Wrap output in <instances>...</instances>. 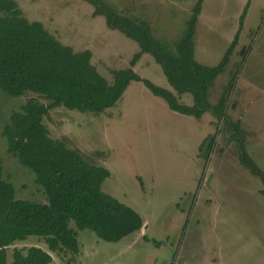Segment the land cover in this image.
I'll use <instances>...</instances> for the list:
<instances>
[{"label": "rangeland", "instance_id": "rangeland-1", "mask_svg": "<svg viewBox=\"0 0 264 264\" xmlns=\"http://www.w3.org/2000/svg\"><path fill=\"white\" fill-rule=\"evenodd\" d=\"M195 1L97 0L111 11L147 20L153 35L171 44ZM16 2L25 17L40 20L62 43L75 51L89 49L91 62L108 81L113 68L129 66L140 50L89 0ZM245 5L238 49L209 86L208 100L216 102L233 77L226 114L239 121L245 154L264 175V0H203L194 53L201 62L217 64ZM132 67L179 101L193 103L190 91L176 93L150 51H143ZM32 94L0 92V129L9 111ZM43 121L51 136L109 169L101 189L133 207L143 225L117 241L78 229L76 254L53 251L42 236L31 234L6 247L8 262L14 248L37 245L51 254V264H264V177L241 162L237 140L210 110L199 119L173 110L142 80H131L100 113L55 106ZM4 140L0 133L4 176L15 195L45 200L34 171L6 152Z\"/></svg>", "mask_w": 264, "mask_h": 264}, {"label": "trees", "instance_id": "trees-1", "mask_svg": "<svg viewBox=\"0 0 264 264\" xmlns=\"http://www.w3.org/2000/svg\"><path fill=\"white\" fill-rule=\"evenodd\" d=\"M89 1L95 4V12L105 14L108 25L135 39L140 47L129 66L111 70L112 81L91 62L89 49L73 50L40 20L25 17L16 0H0V92L9 96L33 93L9 111L0 133L6 141V152L34 171L35 181L45 194L43 201L17 197L13 183L4 176L0 158V264H51V254L37 245L26 251L14 248L11 261H7L6 247L31 234L42 236L53 251L76 254L78 229L89 228L106 241H117L142 227L143 218L133 207L101 189L109 169L87 161L77 148L51 136L43 121L55 106L100 113L116 102L131 80H142L173 110L195 117L210 110L228 125L230 135L237 140L241 162L264 177L245 154L239 121L230 120L226 114L233 77L216 102L208 100V88L224 71L238 30L218 63L207 65L193 55V33L202 0L194 2L173 44L155 37L147 20L111 11L97 0ZM245 8L239 16V27ZM143 51L154 55L177 94L192 93V104L179 101L173 91L133 69ZM214 140L212 134L207 141L209 149Z\"/></svg>", "mask_w": 264, "mask_h": 264}, {"label": "crops", "instance_id": "crops-1", "mask_svg": "<svg viewBox=\"0 0 264 264\" xmlns=\"http://www.w3.org/2000/svg\"><path fill=\"white\" fill-rule=\"evenodd\" d=\"M202 2H203V0H202ZM202 2H201L200 11L202 10ZM200 11H199V13H198L196 23H197V21L199 20V17H200ZM243 17H244V16H243ZM196 23H195V26H196ZM242 23H243V20H242ZM242 23L240 24V27L238 26V28L236 29V31L238 30V38H237V43L235 44V46H234L232 52H234V51H236V50L238 49L237 44H238V41H239V32H240V29H241ZM236 31H235V32H236ZM195 32H196V30L194 29V33H193V55H194V57H195V53H194V51H195V45H196V44H195V43H196V40H195V38H194V36L196 35ZM234 34H235V33H234ZM233 36H234V35H233ZM233 36H232L231 40L233 39ZM231 40H229V44H230ZM229 44H228V46H229ZM228 46H227V47H228ZM227 47H226V49H227ZM226 49H225V50H226ZM224 52H225V51H224ZM223 54H224V53H223ZM230 55H231V54H230ZM222 56H223V55H222ZM195 59H196V57H195ZM196 60H197V59H196ZM229 60H230V57H229ZM197 61H199V60H197ZM199 62H201V61H199ZM201 63H203V64H207V63H204V62H201ZM207 65H210V64H207ZM200 117H202V115H201ZM200 117H197V118L199 119Z\"/></svg>", "mask_w": 264, "mask_h": 264}]
</instances>
